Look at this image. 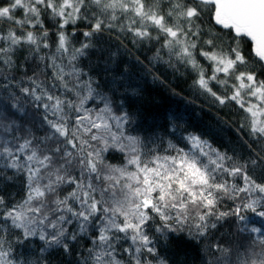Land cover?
<instances>
[{
	"label": "snow or ice",
	"instance_id": "6c2138e0",
	"mask_svg": "<svg viewBox=\"0 0 264 264\" xmlns=\"http://www.w3.org/2000/svg\"><path fill=\"white\" fill-rule=\"evenodd\" d=\"M105 32L155 41L156 60L234 104L249 155L133 134L78 66ZM229 221L247 244L216 235ZM169 233L199 241L201 264H264V0H0V264H50V249L66 264H168ZM32 238L29 259L17 249Z\"/></svg>",
	"mask_w": 264,
	"mask_h": 264
},
{
	"label": "trees",
	"instance_id": "16d2710c",
	"mask_svg": "<svg viewBox=\"0 0 264 264\" xmlns=\"http://www.w3.org/2000/svg\"><path fill=\"white\" fill-rule=\"evenodd\" d=\"M21 14L19 10L16 13L17 17ZM48 26L52 28L50 22ZM78 28L81 32L70 37L75 47L84 41L83 22ZM67 31L71 33L72 26H68ZM50 40L54 42V34H50ZM90 42L92 47L80 58L78 66L99 83L100 90L111 96L115 105L121 106V111L130 114L133 134L163 137L165 141L184 146L186 141L183 137L191 133L207 140L221 152L244 157L249 155L245 143L248 137L246 132L240 131L241 113L236 106H221L202 93L193 84L196 74L191 68L183 65L173 68L156 60L154 53L159 45L155 41L151 44L134 43L131 35L105 32L95 35ZM26 54L23 51L17 53L18 64H25ZM199 59L206 64L202 58ZM28 67L31 74L30 61ZM23 71L21 68L17 75ZM115 155L119 156V153ZM112 162L118 163L119 160ZM15 191V187L8 189L9 193ZM253 219L259 226V218ZM232 231L234 227L229 221L219 228L216 235L224 234L225 239L233 244L249 242L243 237L231 236ZM40 245L38 239L32 238L26 246H19L17 251L24 257L34 259L41 255ZM158 247L160 257L168 264H201L202 245L186 233H169L168 241L161 239ZM43 256L47 257L50 264H66L68 259L55 249L43 253Z\"/></svg>",
	"mask_w": 264,
	"mask_h": 264
}]
</instances>
